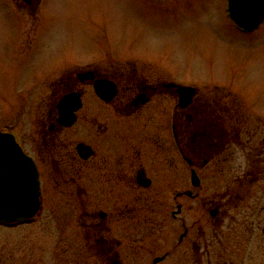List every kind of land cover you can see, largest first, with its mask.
<instances>
[{
	"label": "flooded vegetation",
	"instance_id": "1",
	"mask_svg": "<svg viewBox=\"0 0 264 264\" xmlns=\"http://www.w3.org/2000/svg\"><path fill=\"white\" fill-rule=\"evenodd\" d=\"M12 51L17 63L28 54ZM128 57L38 80L41 109L0 124L35 166L36 214L85 216V242H127L129 215L142 214L132 235L168 215L171 264H264V110L225 84L199 88L151 57Z\"/></svg>",
	"mask_w": 264,
	"mask_h": 264
},
{
	"label": "rangeland",
	"instance_id": "2",
	"mask_svg": "<svg viewBox=\"0 0 264 264\" xmlns=\"http://www.w3.org/2000/svg\"><path fill=\"white\" fill-rule=\"evenodd\" d=\"M32 4L0 0L1 125L13 116L21 120L24 111L41 109L35 96L45 86H35L38 80L55 79L76 63L101 58L122 63L140 54L161 68H174L178 81L199 88L210 82L225 84L264 110V20L253 32H240L228 17L226 0H35ZM16 48L28 53L20 63L19 55H12ZM129 216L127 242H85L89 230L81 223L89 220L76 214L42 213L31 223L2 225L0 264H115L116 258L119 264H152L163 254L157 264H171L169 241L176 227L169 216H164L160 229H139L133 235L131 222L142 214ZM121 224L114 222L116 235Z\"/></svg>",
	"mask_w": 264,
	"mask_h": 264
},
{
	"label": "water",
	"instance_id": "3",
	"mask_svg": "<svg viewBox=\"0 0 264 264\" xmlns=\"http://www.w3.org/2000/svg\"><path fill=\"white\" fill-rule=\"evenodd\" d=\"M29 2L30 0H24ZM229 17L246 30L256 28L264 18V0H227ZM179 94L187 103L193 88L180 87ZM197 177L193 176L196 184ZM38 179L34 164L21 154L13 138L0 134V225L30 223L40 207ZM163 256L153 259V264Z\"/></svg>",
	"mask_w": 264,
	"mask_h": 264
}]
</instances>
